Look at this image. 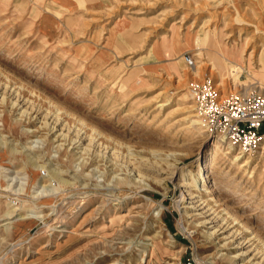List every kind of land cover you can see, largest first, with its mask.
I'll use <instances>...</instances> for the list:
<instances>
[{
  "label": "rangeland",
  "instance_id": "1",
  "mask_svg": "<svg viewBox=\"0 0 264 264\" xmlns=\"http://www.w3.org/2000/svg\"><path fill=\"white\" fill-rule=\"evenodd\" d=\"M205 75L264 95V0H0V264H264V138Z\"/></svg>",
  "mask_w": 264,
  "mask_h": 264
},
{
  "label": "built area",
  "instance_id": "2",
  "mask_svg": "<svg viewBox=\"0 0 264 264\" xmlns=\"http://www.w3.org/2000/svg\"><path fill=\"white\" fill-rule=\"evenodd\" d=\"M189 72L197 68V60L189 52L183 54ZM190 97L203 116L210 133L223 137L228 145L241 153H255L264 138V95L255 90L224 93L210 75L192 79Z\"/></svg>",
  "mask_w": 264,
  "mask_h": 264
},
{
  "label": "bare ground",
  "instance_id": "3",
  "mask_svg": "<svg viewBox=\"0 0 264 264\" xmlns=\"http://www.w3.org/2000/svg\"><path fill=\"white\" fill-rule=\"evenodd\" d=\"M205 40H206V39H205ZM201 114H202V113L197 112V113H196V116H197V115H201ZM194 124H195V123H194ZM218 138L223 139L222 136H218ZM215 154H216V153H215ZM234 156H235V155H234ZM212 158H213V157H212ZM192 202H193V201H192ZM200 204H201V203H200ZM200 204H199V205H200ZM199 205H198V208L205 207V206H203V205L199 207ZM189 206H190V205H189ZM190 207H191V206H190ZM208 208H209V207H208ZM210 208H211V207H210ZM210 208H209V209H210ZM209 209H208V210H209ZM206 210H207V209H206ZM207 212H208V211H207ZM204 213H205V212H204ZM201 214H202V212H201ZM213 217H214V216H213ZM214 218H215V217H214ZM214 218H212L211 220H209V222L213 221ZM207 222H208V221H206V219H205V221H203V222H201V223L204 224V223H207ZM223 226H224V225H222L221 228H223ZM258 262H259V261H258ZM263 262H264V261H263ZM251 263H252V262H251ZM254 263H255V262H254Z\"/></svg>",
  "mask_w": 264,
  "mask_h": 264
},
{
  "label": "trees",
  "instance_id": "4",
  "mask_svg": "<svg viewBox=\"0 0 264 264\" xmlns=\"http://www.w3.org/2000/svg\"><path fill=\"white\" fill-rule=\"evenodd\" d=\"M263 127H264V125H263Z\"/></svg>",
  "mask_w": 264,
  "mask_h": 264
},
{
  "label": "crops",
  "instance_id": "5",
  "mask_svg": "<svg viewBox=\"0 0 264 264\" xmlns=\"http://www.w3.org/2000/svg\"><path fill=\"white\" fill-rule=\"evenodd\" d=\"M183 58V57H182Z\"/></svg>",
  "mask_w": 264,
  "mask_h": 264
}]
</instances>
